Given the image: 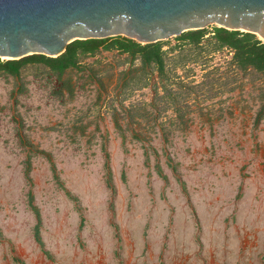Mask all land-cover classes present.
Instances as JSON below:
<instances>
[{
	"label": "rangeland",
	"instance_id": "rangeland-1",
	"mask_svg": "<svg viewBox=\"0 0 264 264\" xmlns=\"http://www.w3.org/2000/svg\"><path fill=\"white\" fill-rule=\"evenodd\" d=\"M161 40L0 71V264H264V75Z\"/></svg>",
	"mask_w": 264,
	"mask_h": 264
},
{
	"label": "water",
	"instance_id": "water-1",
	"mask_svg": "<svg viewBox=\"0 0 264 264\" xmlns=\"http://www.w3.org/2000/svg\"><path fill=\"white\" fill-rule=\"evenodd\" d=\"M209 24L264 41V0H0V58L54 57L115 35L146 44Z\"/></svg>",
	"mask_w": 264,
	"mask_h": 264
},
{
	"label": "trees",
	"instance_id": "trees-1",
	"mask_svg": "<svg viewBox=\"0 0 264 264\" xmlns=\"http://www.w3.org/2000/svg\"><path fill=\"white\" fill-rule=\"evenodd\" d=\"M182 45L192 47L203 46L205 28L186 30L179 35ZM210 43L213 49L227 47L232 51L231 62L240 69L248 67L260 71L264 75V41L258 39L255 34L240 30L226 29L214 26ZM99 48L117 49L127 53L131 58H138L144 66H154L160 76L164 72V55L167 50L162 49L161 40L141 44L123 35L109 36L105 38L76 39L70 42L65 50L54 57L44 54H31L19 59H1L0 71L18 76L21 69L29 62L40 63L56 75L62 74L68 67H78L80 55L94 53Z\"/></svg>",
	"mask_w": 264,
	"mask_h": 264
}]
</instances>
